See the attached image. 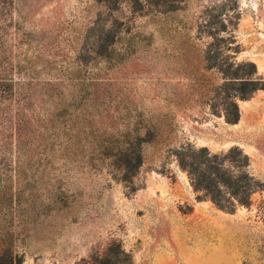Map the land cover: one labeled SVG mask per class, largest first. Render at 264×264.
Masks as SVG:
<instances>
[{
	"label": "rangeland",
	"instance_id": "374dc122",
	"mask_svg": "<svg viewBox=\"0 0 264 264\" xmlns=\"http://www.w3.org/2000/svg\"><path fill=\"white\" fill-rule=\"evenodd\" d=\"M221 12L230 58L264 78V0H0V183L20 191L22 264L114 241L132 264H264V188L222 209L170 151L238 146L264 183V89L237 97L236 123L210 107L225 79L205 23ZM130 146L144 162L126 186L112 156Z\"/></svg>",
	"mask_w": 264,
	"mask_h": 264
},
{
	"label": "trees",
	"instance_id": "16d2710c",
	"mask_svg": "<svg viewBox=\"0 0 264 264\" xmlns=\"http://www.w3.org/2000/svg\"><path fill=\"white\" fill-rule=\"evenodd\" d=\"M235 13L237 15L238 11L235 10ZM224 14L215 13L205 23L216 39L208 50L206 65L209 69H216L225 79L218 95L220 102L211 103L210 107L212 111L223 114L228 122L236 123L240 119L237 97L247 99L256 91L264 89V78L257 73L255 63L237 62L230 58L226 50L231 48L228 40L232 42L235 38L234 31L228 29ZM217 23L220 25L213 26ZM221 31H226L228 37H220ZM234 49L238 51V46ZM117 150L118 153L112 158L117 162L113 166L118 179L126 186L134 184L135 176L144 162L143 152L136 146ZM170 151L188 172L198 197H208L222 209L234 211L237 204L249 206L252 193L257 188H264L263 182L249 174L250 157L238 146L224 154L211 153L208 147L196 148L191 143ZM131 190L135 191L136 188L131 187ZM19 194L20 191L15 192L9 184L0 183V264H22L24 261L23 253L10 243L15 232L18 233L12 221L21 207ZM78 264H132V256L114 241L101 254H94Z\"/></svg>",
	"mask_w": 264,
	"mask_h": 264
}]
</instances>
